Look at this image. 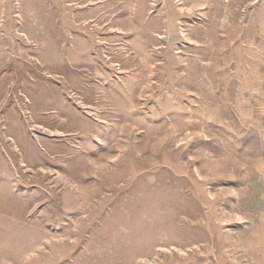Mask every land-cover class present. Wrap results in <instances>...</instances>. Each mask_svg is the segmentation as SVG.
I'll list each match as a JSON object with an SVG mask.
<instances>
[{"label": "rangeland", "instance_id": "1", "mask_svg": "<svg viewBox=\"0 0 264 264\" xmlns=\"http://www.w3.org/2000/svg\"><path fill=\"white\" fill-rule=\"evenodd\" d=\"M0 264H264V0H0Z\"/></svg>", "mask_w": 264, "mask_h": 264}, {"label": "bare ground", "instance_id": "2", "mask_svg": "<svg viewBox=\"0 0 264 264\" xmlns=\"http://www.w3.org/2000/svg\"><path fill=\"white\" fill-rule=\"evenodd\" d=\"M52 119V118H51ZM17 156V155H16Z\"/></svg>", "mask_w": 264, "mask_h": 264}]
</instances>
